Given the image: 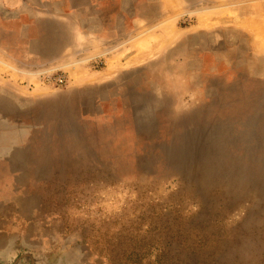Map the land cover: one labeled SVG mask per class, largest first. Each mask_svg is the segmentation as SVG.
<instances>
[{"label":"rangeland","instance_id":"1","mask_svg":"<svg viewBox=\"0 0 264 264\" xmlns=\"http://www.w3.org/2000/svg\"><path fill=\"white\" fill-rule=\"evenodd\" d=\"M16 2L0 264H264V0Z\"/></svg>","mask_w":264,"mask_h":264},{"label":"built area","instance_id":"2","mask_svg":"<svg viewBox=\"0 0 264 264\" xmlns=\"http://www.w3.org/2000/svg\"><path fill=\"white\" fill-rule=\"evenodd\" d=\"M6 58V57H5ZM0 55V64L7 65L10 69L16 72L19 76L25 78H35L36 82L47 86H63L66 85L68 80L63 74H59L57 69L53 68H31L28 66H22L17 63H12L9 59H5Z\"/></svg>","mask_w":264,"mask_h":264},{"label":"crops","instance_id":"3","mask_svg":"<svg viewBox=\"0 0 264 264\" xmlns=\"http://www.w3.org/2000/svg\"><path fill=\"white\" fill-rule=\"evenodd\" d=\"M183 1H185V0H161V3L163 4L162 10H164L161 12H163V14H164V12L168 11V9H177V8H179V6H181ZM17 3L18 2H16V0H13V3L10 6H13V7L16 6L17 7L18 6ZM141 20H144V19H141ZM138 23H139V19H138V21H135V22H134V20L132 21L131 25H132L133 30L139 28ZM182 34L183 33H179L178 35L182 36ZM15 45H17L16 49L18 50L17 51L18 54L24 57L25 55L22 52H25V50H23V48L21 47L22 45L20 46L19 44H14V45H12V47L14 48Z\"/></svg>","mask_w":264,"mask_h":264},{"label":"bare ground","instance_id":"4","mask_svg":"<svg viewBox=\"0 0 264 264\" xmlns=\"http://www.w3.org/2000/svg\"><path fill=\"white\" fill-rule=\"evenodd\" d=\"M128 56H129V55H128ZM128 56H127V57H128Z\"/></svg>","mask_w":264,"mask_h":264}]
</instances>
